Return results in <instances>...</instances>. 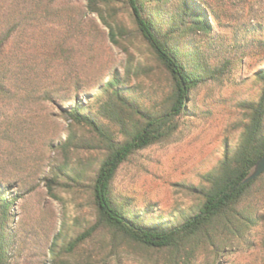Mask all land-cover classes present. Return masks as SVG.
Returning a JSON list of instances; mask_svg holds the SVG:
<instances>
[{"label":"rangeland","instance_id":"rangeland-1","mask_svg":"<svg viewBox=\"0 0 264 264\" xmlns=\"http://www.w3.org/2000/svg\"><path fill=\"white\" fill-rule=\"evenodd\" d=\"M207 1L228 25L217 30L232 46H244L249 28L264 29V0ZM34 11L44 16L40 22L12 26ZM236 46L229 47L230 55L242 52ZM246 60L222 81L194 92L198 113L183 119L172 139L138 152L122 165L113 182L116 195L138 206L157 204L165 214L199 203L190 187L201 186L225 147L239 140L237 100L258 95L250 79L264 67V51ZM138 64L146 71L139 79L133 77L134 84L140 82L146 89L166 86L168 77L136 32L127 0H0V82L5 86L0 92V185L20 196L13 210L16 250L8 264H51L50 248L54 236L64 231L66 218L67 234L74 232L77 217L78 233L94 220L86 193L61 191L58 200L45 181L49 157L58 156L51 144L65 138L67 122L60 108L73 103L77 91L86 102L112 74ZM47 94L52 101L46 100ZM251 203L259 226L234 239L224 261L228 264H264V194H256ZM163 256L100 232L76 257L65 259L74 264H162ZM206 260L203 256L191 264Z\"/></svg>","mask_w":264,"mask_h":264},{"label":"trees","instance_id":"trees-1","mask_svg":"<svg viewBox=\"0 0 264 264\" xmlns=\"http://www.w3.org/2000/svg\"><path fill=\"white\" fill-rule=\"evenodd\" d=\"M127 2L136 32L150 47L168 83L151 89L134 84L133 77L139 79L146 68L129 65L123 74L114 73L99 85L86 102L77 91L74 102L60 108L67 122L65 138L51 144L61 157H49L45 181L58 200L61 191L86 193L94 220L78 233L77 217L74 232L67 234L70 218H66L64 231L54 236L50 263L74 264L65 258L76 257L83 244L105 232L111 239L163 254L162 264H191L203 256L205 264H228L224 261L233 251L234 239L244 238L260 223L251 198L264 194V172L247 184L240 183L264 155V67L250 79L259 90L257 97L242 96L235 104L241 113L238 142L225 147L223 158L205 173L201 186L190 187L198 193L197 205L165 214L157 204L138 206L116 195L113 182L133 155L169 141L183 119L197 115L196 90L222 81L247 58L264 51V29L246 30L244 46L235 44L242 52L230 55L229 47L235 46L217 30L228 25L207 0ZM36 11L12 26H23L27 20L40 22L44 16ZM110 27L117 43L115 28ZM4 89L0 82V92ZM46 100L52 98L47 94ZM95 151L101 155H86ZM19 198L10 187L0 185V264L10 263L15 254L13 210Z\"/></svg>","mask_w":264,"mask_h":264},{"label":"water","instance_id":"water-1","mask_svg":"<svg viewBox=\"0 0 264 264\" xmlns=\"http://www.w3.org/2000/svg\"><path fill=\"white\" fill-rule=\"evenodd\" d=\"M264 172V155L258 160V162L252 167L248 176L240 183V185L247 184L254 179L260 177Z\"/></svg>","mask_w":264,"mask_h":264}]
</instances>
